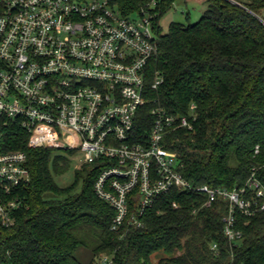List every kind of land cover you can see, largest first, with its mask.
<instances>
[{
  "label": "trees",
  "instance_id": "16d2710c",
  "mask_svg": "<svg viewBox=\"0 0 264 264\" xmlns=\"http://www.w3.org/2000/svg\"><path fill=\"white\" fill-rule=\"evenodd\" d=\"M112 1L125 16L143 4ZM176 1L165 0L154 18L158 52L147 69V92L170 115L192 121L191 106L196 110L193 129L169 130L165 145L194 188L247 189L253 175L264 188V0H205L197 23L174 22L164 32L160 21ZM156 71L164 79L158 90L152 89ZM151 108L137 115L138 142L149 137ZM28 140L16 124L7 130L8 148L28 156L31 180L6 197L19 208L14 225L0 227V264H85L82 251L88 264L104 257L112 264H154V257L156 264H264V211L248 217L236 210L242 238L230 243L228 200L206 206L205 194L174 190L140 227L125 223L113 231L116 212L94 191L104 161L76 168L72 183L61 185L57 179L68 173L75 152L29 148ZM245 200L262 201L250 189Z\"/></svg>",
  "mask_w": 264,
  "mask_h": 264
},
{
  "label": "built area",
  "instance_id": "2783aa9c",
  "mask_svg": "<svg viewBox=\"0 0 264 264\" xmlns=\"http://www.w3.org/2000/svg\"><path fill=\"white\" fill-rule=\"evenodd\" d=\"M140 1L125 16L112 0H0V227L13 226L19 208L6 197L31 180L27 154L6 142L13 124L29 135V148L73 151L75 160L81 158L77 167L104 161L94 191L116 212L113 231L125 223L140 227V219L174 190L205 194L206 206L228 200L230 243L242 238L236 210L248 217L264 211V188L254 175L247 189L229 192L194 188L180 172L165 136L192 130L196 107L190 121L150 100L147 69L158 52L153 23L165 0ZM163 82L156 71L152 89ZM148 104L154 122L149 137L138 142L136 118ZM248 189L262 201L245 200ZM102 264L112 260L104 257Z\"/></svg>",
  "mask_w": 264,
  "mask_h": 264
},
{
  "label": "rangeland",
  "instance_id": "374dc122",
  "mask_svg": "<svg viewBox=\"0 0 264 264\" xmlns=\"http://www.w3.org/2000/svg\"><path fill=\"white\" fill-rule=\"evenodd\" d=\"M205 0H177L175 4L173 5L172 9L168 11L163 18L160 21V26L164 32L168 31L169 26L171 23H183V24H195L197 23L203 12L206 10V5H205ZM187 16L189 17V20H187ZM75 154L72 157L73 162L71 163L70 170L68 173L63 176L59 177L57 180L59 184L61 185H68L72 183L73 177H74V172L79 164L80 161V155L79 159L75 160L76 158ZM159 257H154L153 258V263L156 264L158 262ZM80 259L82 260L83 263L88 264L90 261V257L87 253L84 251L81 252Z\"/></svg>",
  "mask_w": 264,
  "mask_h": 264
}]
</instances>
